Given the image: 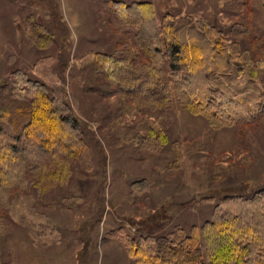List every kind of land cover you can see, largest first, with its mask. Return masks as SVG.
<instances>
[{"label": "rangeland", "instance_id": "1", "mask_svg": "<svg viewBox=\"0 0 264 264\" xmlns=\"http://www.w3.org/2000/svg\"><path fill=\"white\" fill-rule=\"evenodd\" d=\"M111 1L218 24L230 41L231 29L249 26L264 41V0H0V93L9 92L7 78L12 85L55 80L53 92L72 107L87 143L70 180L20 196L59 229L57 241L42 246L45 228L37 227L35 244L29 226L11 223L0 237V264H133L118 228L135 237L189 231L210 219L222 196L264 187L263 122L214 129L166 106L162 95L153 102L140 93L85 91L87 55L136 48V29L109 9Z\"/></svg>", "mask_w": 264, "mask_h": 264}, {"label": "trees", "instance_id": "2", "mask_svg": "<svg viewBox=\"0 0 264 264\" xmlns=\"http://www.w3.org/2000/svg\"><path fill=\"white\" fill-rule=\"evenodd\" d=\"M109 9L136 29V48L87 55L86 92L140 93L153 102L162 95L166 106L202 116L214 129L264 123V41L249 26L231 29L230 41L218 24L171 13L158 18L147 2L111 1ZM44 80L12 85L7 78L9 92L0 93V237L11 223L24 224L36 244V228L43 227L42 246L55 243L60 231L20 196L70 180L87 150L72 107L53 92L55 80ZM115 236L133 264H264V187L222 196L210 219L189 231L176 226L135 237L120 227Z\"/></svg>", "mask_w": 264, "mask_h": 264}]
</instances>
